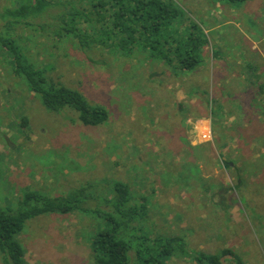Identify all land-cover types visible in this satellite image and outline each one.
<instances>
[{
    "label": "rangeland",
    "instance_id": "obj_1",
    "mask_svg": "<svg viewBox=\"0 0 264 264\" xmlns=\"http://www.w3.org/2000/svg\"><path fill=\"white\" fill-rule=\"evenodd\" d=\"M176 1L207 38L204 62L190 72L146 53L82 50L33 20L0 19V37L108 114L92 126L70 107L47 109L0 45V207H14L25 191L54 196L86 185L99 199L107 182L122 181L132 204L146 205L133 222L138 233L183 238L185 254L166 264H195L196 253L225 248L264 264V0L215 1L204 17L196 3ZM13 6L0 0V11ZM102 226L79 212L43 213L16 240L25 264H94L89 240Z\"/></svg>",
    "mask_w": 264,
    "mask_h": 264
},
{
    "label": "trees",
    "instance_id": "obj_2",
    "mask_svg": "<svg viewBox=\"0 0 264 264\" xmlns=\"http://www.w3.org/2000/svg\"><path fill=\"white\" fill-rule=\"evenodd\" d=\"M13 10L0 11L3 25L23 23L48 32L57 40L70 38L79 49L118 48L140 52L162 62L175 72H190L204 62L207 38L176 0H8ZM231 4L247 0H224ZM5 14V16H4ZM17 17L21 20H16ZM25 18V20H23ZM38 19V21H36ZM30 20H33L32 22ZM9 22V23H8ZM1 33V32H0ZM14 76L39 96L49 110L70 107L85 125L97 126L107 120L101 105L89 103L76 89L52 80L43 67L29 61L11 37H0ZM24 123V122H23ZM91 186L75 188L64 195L48 196L25 191L12 206L0 207V254L5 264H25L16 235L27 219L43 213L92 215L103 223L90 236L94 264H166L174 252L185 254L181 236L138 233L133 222L144 212L142 202L132 204L129 186L122 181L107 182L104 195L87 192ZM100 200L101 202H98ZM143 200V199H142ZM229 257L234 264H246L231 249L219 254L198 252L195 264H221Z\"/></svg>",
    "mask_w": 264,
    "mask_h": 264
},
{
    "label": "crops",
    "instance_id": "obj_3",
    "mask_svg": "<svg viewBox=\"0 0 264 264\" xmlns=\"http://www.w3.org/2000/svg\"><path fill=\"white\" fill-rule=\"evenodd\" d=\"M185 1H190V3L194 6L195 4L194 3H196V13H198V15H200V16H205L206 15V13L207 12H209V13H207V14H212L211 12H213V8H214V6H211L210 4L211 3H215V1L216 2H225L224 0H204V5H201V4H199V6H198V3L199 2H202L203 0H185ZM225 3H228V2H225ZM229 5H231V7H238V8H240L239 7V5L241 4V3H239V4H236V5H234V4H231V3H228ZM245 4V3H244ZM243 4V5H244ZM216 6V5H215ZM199 16V17H200Z\"/></svg>",
    "mask_w": 264,
    "mask_h": 264
},
{
    "label": "built area",
    "instance_id": "obj_4",
    "mask_svg": "<svg viewBox=\"0 0 264 264\" xmlns=\"http://www.w3.org/2000/svg\"><path fill=\"white\" fill-rule=\"evenodd\" d=\"M203 135H204L205 137H206V136L210 137L209 132H208V133H203Z\"/></svg>",
    "mask_w": 264,
    "mask_h": 264
}]
</instances>
